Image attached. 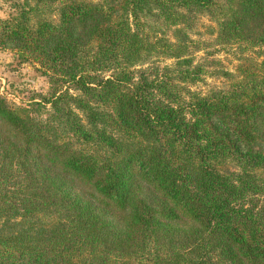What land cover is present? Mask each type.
<instances>
[{
	"label": "trees",
	"instance_id": "trees-1",
	"mask_svg": "<svg viewBox=\"0 0 264 264\" xmlns=\"http://www.w3.org/2000/svg\"><path fill=\"white\" fill-rule=\"evenodd\" d=\"M8 1L49 92L0 90V264H264V0Z\"/></svg>",
	"mask_w": 264,
	"mask_h": 264
},
{
	"label": "rangeland",
	"instance_id": "rangeland-1",
	"mask_svg": "<svg viewBox=\"0 0 264 264\" xmlns=\"http://www.w3.org/2000/svg\"><path fill=\"white\" fill-rule=\"evenodd\" d=\"M8 0H0V18L8 15ZM206 24H214L206 14L198 16L196 32L193 38L211 40V34ZM252 52L248 51L247 55ZM246 55V54H245ZM239 52L236 46L222 45L210 42L196 51L195 58L204 63L205 73L201 81L193 84L192 89L205 92L208 89L225 85L226 79L221 74L222 69L234 71L238 62ZM172 62V59H166ZM0 90L10 103L30 105L49 92L48 76L43 73L39 64L31 60H22L15 50L0 47ZM44 112V108H40ZM2 124L0 122V128Z\"/></svg>",
	"mask_w": 264,
	"mask_h": 264
}]
</instances>
